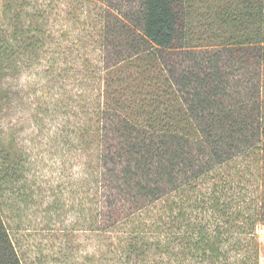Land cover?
Segmentation results:
<instances>
[{
    "label": "trees",
    "instance_id": "16d2710c",
    "mask_svg": "<svg viewBox=\"0 0 264 264\" xmlns=\"http://www.w3.org/2000/svg\"><path fill=\"white\" fill-rule=\"evenodd\" d=\"M141 2L136 27L101 7L99 65L82 45L59 43L64 17L50 0H4L0 79L26 65L53 81L44 115L67 119L50 144L84 159L85 203L95 204L85 224L106 243L107 264H259L264 0ZM3 133L0 264H24L9 221L33 197L34 163Z\"/></svg>",
    "mask_w": 264,
    "mask_h": 264
},
{
    "label": "rangeland",
    "instance_id": "374dc122",
    "mask_svg": "<svg viewBox=\"0 0 264 264\" xmlns=\"http://www.w3.org/2000/svg\"><path fill=\"white\" fill-rule=\"evenodd\" d=\"M3 1L0 0V18L3 14ZM50 2L57 8L55 11L64 17L62 20L57 16L53 33L59 35L60 30L64 29L68 42L59 43L72 47L82 45L79 52L86 51L88 59L99 65L102 63L101 53L93 40L103 24L99 17L101 7H105L114 16L113 22L122 19V22L135 27L143 14L141 0ZM71 10L77 11L75 17L68 16V11ZM79 55L76 54L75 57ZM48 57L44 56L39 65L46 64ZM67 59L69 60V56ZM24 66L0 79V92L1 89L3 91L0 99V126L3 135L8 139L14 138L16 147L28 149L34 163L28 174V178L32 180L30 193L32 192L33 197L31 200L21 198V204L19 201L16 211L11 214L14 216L9 221L17 250L24 264H107L103 255L107 256L109 262L113 260L106 243L85 224L87 217H90V221L94 217L95 204L85 203L87 190L84 159L73 156L71 161V155L66 149H62L59 142L50 144L49 136L53 135L55 129L53 126L57 123L64 125L67 114H61L56 123L50 115H44L46 106L43 102L48 101V89L45 85L49 79L37 75L33 68ZM65 96L66 94L61 93L59 101L64 102ZM41 108H44L43 112L40 111ZM83 115L81 112L79 117L85 121ZM24 183L30 184V181H23ZM90 193L92 197L93 190ZM256 234L259 241V264H264V224L257 225Z\"/></svg>",
    "mask_w": 264,
    "mask_h": 264
}]
</instances>
